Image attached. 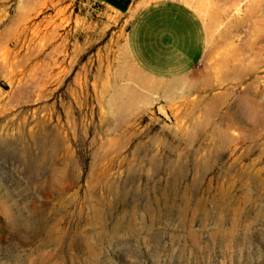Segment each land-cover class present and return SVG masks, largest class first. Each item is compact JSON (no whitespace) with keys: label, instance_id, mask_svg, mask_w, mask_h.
Masks as SVG:
<instances>
[{"label":"rangeland","instance_id":"rangeland-1","mask_svg":"<svg viewBox=\"0 0 264 264\" xmlns=\"http://www.w3.org/2000/svg\"><path fill=\"white\" fill-rule=\"evenodd\" d=\"M235 15L152 92L124 65L125 15L0 0V264H264V0Z\"/></svg>","mask_w":264,"mask_h":264},{"label":"crops","instance_id":"crops-1","mask_svg":"<svg viewBox=\"0 0 264 264\" xmlns=\"http://www.w3.org/2000/svg\"><path fill=\"white\" fill-rule=\"evenodd\" d=\"M95 1L126 16L130 26L124 47V65L133 67L132 86L147 87L152 92L157 88L165 92L172 90L173 85L165 83L185 79L203 61L207 62L209 54H213L220 28V39L234 36L232 23L238 8L260 6V0ZM260 22V19L253 20L248 37L247 46L254 63H259ZM235 39L238 37L235 36L230 44L227 42L226 53H223L221 64H226V68L240 64L238 57L243 53L242 46Z\"/></svg>","mask_w":264,"mask_h":264},{"label":"bare ground","instance_id":"bare-ground-1","mask_svg":"<svg viewBox=\"0 0 264 264\" xmlns=\"http://www.w3.org/2000/svg\"><path fill=\"white\" fill-rule=\"evenodd\" d=\"M261 155V154H260ZM262 158V157H261ZM260 159V158H259ZM261 183V182H260Z\"/></svg>","mask_w":264,"mask_h":264}]
</instances>
